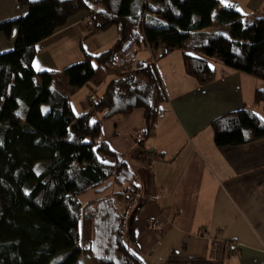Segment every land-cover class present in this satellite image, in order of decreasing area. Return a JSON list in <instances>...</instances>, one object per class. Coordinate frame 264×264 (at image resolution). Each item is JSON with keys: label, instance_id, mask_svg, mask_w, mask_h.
I'll list each match as a JSON object with an SVG mask.
<instances>
[{"label": "trees", "instance_id": "1", "mask_svg": "<svg viewBox=\"0 0 264 264\" xmlns=\"http://www.w3.org/2000/svg\"><path fill=\"white\" fill-rule=\"evenodd\" d=\"M21 3L28 6L27 14L0 23L7 39L18 29L14 48L0 54V264H82L83 254L96 264H136L129 257L124 263L97 257L91 248L79 246L83 195L115 177L127 155L102 140L101 120L93 118L143 108L146 127L133 138L144 161L149 156L146 142L167 102L157 60L137 56V63L120 69L121 55L138 54L146 46L162 53L180 49L187 74L200 85L216 78L210 61L264 81V17L245 20L243 13L219 0ZM83 14L91 16L87 36L118 28L114 46L96 56L86 54L85 60L63 70L37 72V44ZM193 33L205 40L190 44ZM112 73L116 76L103 94L95 95L87 112L77 114L73 96L88 84L101 86ZM254 100L255 105L264 102V89L255 91ZM22 102L28 107L24 123ZM212 126L218 147L264 137V120L247 108L217 118ZM100 156L116 163L107 164ZM166 264L186 263L171 257Z\"/></svg>", "mask_w": 264, "mask_h": 264}, {"label": "crops", "instance_id": "2", "mask_svg": "<svg viewBox=\"0 0 264 264\" xmlns=\"http://www.w3.org/2000/svg\"><path fill=\"white\" fill-rule=\"evenodd\" d=\"M219 1L243 13L245 20L264 17V0ZM27 12L21 0H0V23ZM87 17L76 16L37 44L33 62L37 72L63 70L85 60L86 54L96 56L114 46L118 28L87 36ZM17 33L15 28L7 39L0 32V54L14 48ZM193 35L190 44L205 40ZM210 64L216 78L200 85L187 74L182 50L169 51L156 61L167 102L153 137L146 142L149 156L144 161L133 138L135 131L146 127L143 108L108 118L96 115L102 123V140L113 151L127 155L115 177L82 197L86 203L80 217L84 244H89L93 255V245L101 239L103 249L95 256L120 263L129 257L136 264H166L176 257L186 264H264V137L240 146L218 147L212 126L217 118L242 108L264 120V102L255 105L254 100L255 91L264 89V81L221 62ZM90 92L83 98L73 96V109L75 105L81 109L79 113L74 109L77 114L87 112L90 101L104 90ZM100 157L107 164L116 163L112 157ZM125 197L135 206L123 237ZM104 202L113 204L121 225L116 232L105 227L106 232L96 237L89 207ZM98 210L107 217L105 207ZM107 236L112 239L109 244L103 243Z\"/></svg>", "mask_w": 264, "mask_h": 264}, {"label": "rangeland", "instance_id": "3", "mask_svg": "<svg viewBox=\"0 0 264 264\" xmlns=\"http://www.w3.org/2000/svg\"><path fill=\"white\" fill-rule=\"evenodd\" d=\"M86 26L87 27H89L90 28V30L92 29V26H91V16H88L87 17V22H86ZM165 54V53H164ZM163 54H159V51H156V52H152V50L148 47V46H146L145 47V49L144 50H141V51H139L138 52V54H137V56L141 59V60H145V59H143L145 56H146V58H156V60L157 61H159V58L162 56ZM212 63L213 62H215V61H211ZM116 75L114 74V73H112L109 77H107V79H106V81L101 85V86H94V85H92V84H88V86L89 85H92L93 86V88H91L90 86V89H88V86H86V88L84 87L83 89H81L79 92H77L74 96L75 97H79V98H83L84 96H85V94L87 93V92H89V91H91V92H93V91H96V89H98L99 91H100V93H101V91H103V90H105V87H106V85H107V83H108V81H110V79H112V78H114ZM90 92V93H91ZM89 96H91V94L89 95ZM77 107L78 106H76L75 105V107H74V109H76L75 111L77 112V113H79V112H81L80 110L81 109H77ZM27 109H28V107H27V105L25 104V103H21V105H20V112H21V116H22V122L24 123V119H25V116H26V112H27ZM94 120L96 119V117H94L93 118ZM121 182H117L115 185L116 186H120L119 184H120ZM94 193V192H93ZM123 199H126V200H124V203L128 206V209H126L125 211H126V216H125V218H124V222L122 223V226H121V229H120V233H121V236H123L124 237V233H126V232H128L129 231V228H128V225H129V223H130V217L132 216V214L130 213V211L131 210H133V208H134V206L135 205H133L132 207L130 206V204H129V202H128V199L125 197V198H123ZM85 200L83 199L82 200V202H84ZM84 204H86V203H84ZM83 204V205H84ZM105 207L106 209H107V217L105 216H103L100 212H99V208L100 207ZM113 204L111 203V202H104L102 205H99V204H92L90 207H89V211L91 212V213H93L94 214V224L96 223V225H95V230H94V235L96 236V237H98V236H100V234L102 233V232H106L104 229H105V227H107V228H109L108 230H111V229H114L113 231H117L118 230V228H119V226L121 225V223L120 224H118V218H116V216H115V213L113 214ZM82 211H85V205H84V207L81 209V211H80V213H79V215H81L82 214ZM81 217V216H80ZM81 221V240L79 241V246H81L82 248H87V247H89V244H84L85 243V241H84V231H83V220L81 219L80 220ZM110 223V224H109ZM98 224V225H97ZM103 226V228L101 227H98V226H101V225ZM109 224V225H108ZM128 228V229H127ZM123 237H121V240H122V238ZM105 238V240L103 241V243H105V244H109V242L111 243V241H112V239L110 238V236H107V237H104ZM101 239H98V241H97V246H96V244L95 245H93V248H94V255H98L99 254V252H101V250L103 249V246L101 245L102 243V241H100ZM101 247H102V249H101ZM232 253V252H231ZM64 253H62V254H60L54 261L56 262V261H58V260H60V259H62L63 257H64ZM80 261H81V263L82 264H94V261L88 256V255H85V254H83L82 256H81V259H80Z\"/></svg>", "mask_w": 264, "mask_h": 264}, {"label": "built area", "instance_id": "4", "mask_svg": "<svg viewBox=\"0 0 264 264\" xmlns=\"http://www.w3.org/2000/svg\"><path fill=\"white\" fill-rule=\"evenodd\" d=\"M151 50H152L153 53L156 52L153 49H151ZM158 51H159V54H164V53H162L163 52V49H160ZM147 59H150L151 61H154V62L156 61V58H152V59L151 58H147ZM138 61H139V59L137 57V54L134 53L133 51H130L128 53H125V54L121 55V57L119 59V62H118V67L120 69H126V67H128L129 65L135 64ZM163 87H164V85H163Z\"/></svg>", "mask_w": 264, "mask_h": 264}]
</instances>
